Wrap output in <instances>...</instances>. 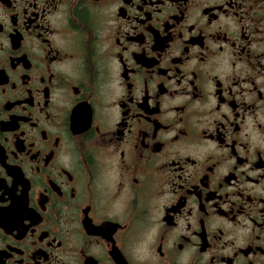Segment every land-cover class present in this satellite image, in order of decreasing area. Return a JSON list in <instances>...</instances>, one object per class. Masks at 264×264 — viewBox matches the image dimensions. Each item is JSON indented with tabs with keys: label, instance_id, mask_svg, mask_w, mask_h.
<instances>
[{
	"label": "flooded vegetation",
	"instance_id": "flooded-vegetation-1",
	"mask_svg": "<svg viewBox=\"0 0 264 264\" xmlns=\"http://www.w3.org/2000/svg\"><path fill=\"white\" fill-rule=\"evenodd\" d=\"M0 264H264V0H0Z\"/></svg>",
	"mask_w": 264,
	"mask_h": 264
}]
</instances>
